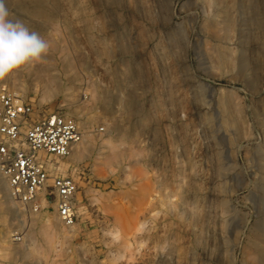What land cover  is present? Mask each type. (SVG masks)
Here are the masks:
<instances>
[{
  "label": "rangeland",
  "instance_id": "rangeland-1",
  "mask_svg": "<svg viewBox=\"0 0 264 264\" xmlns=\"http://www.w3.org/2000/svg\"><path fill=\"white\" fill-rule=\"evenodd\" d=\"M0 3L48 44L0 86L83 133L73 225L0 171V264H264V0Z\"/></svg>",
  "mask_w": 264,
  "mask_h": 264
},
{
  "label": "built area",
  "instance_id": "built-area-1",
  "mask_svg": "<svg viewBox=\"0 0 264 264\" xmlns=\"http://www.w3.org/2000/svg\"><path fill=\"white\" fill-rule=\"evenodd\" d=\"M76 119L63 113L40 112L17 90L0 86V171L13 198L38 209L41 198L53 199L58 216L67 226L78 216L79 186L74 177L59 173L45 155L64 157L81 142Z\"/></svg>",
  "mask_w": 264,
  "mask_h": 264
},
{
  "label": "clouds",
  "instance_id": "clouds-1",
  "mask_svg": "<svg viewBox=\"0 0 264 264\" xmlns=\"http://www.w3.org/2000/svg\"><path fill=\"white\" fill-rule=\"evenodd\" d=\"M8 13L0 3V77L47 52L48 44L20 22L6 19Z\"/></svg>",
  "mask_w": 264,
  "mask_h": 264
},
{
  "label": "bare ground",
  "instance_id": "bare-ground-1",
  "mask_svg": "<svg viewBox=\"0 0 264 264\" xmlns=\"http://www.w3.org/2000/svg\"><path fill=\"white\" fill-rule=\"evenodd\" d=\"M76 145H77V144H76ZM76 145H75V146H76ZM75 146H74V147H75ZM74 147H73V148H74ZM72 150H73V149H72Z\"/></svg>",
  "mask_w": 264,
  "mask_h": 264
}]
</instances>
